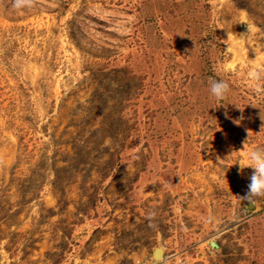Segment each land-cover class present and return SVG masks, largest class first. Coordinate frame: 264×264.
Listing matches in <instances>:
<instances>
[{"label": "rangeland", "instance_id": "1", "mask_svg": "<svg viewBox=\"0 0 264 264\" xmlns=\"http://www.w3.org/2000/svg\"><path fill=\"white\" fill-rule=\"evenodd\" d=\"M258 63L264 0H0V264H264Z\"/></svg>", "mask_w": 264, "mask_h": 264}, {"label": "clouds", "instance_id": "2", "mask_svg": "<svg viewBox=\"0 0 264 264\" xmlns=\"http://www.w3.org/2000/svg\"><path fill=\"white\" fill-rule=\"evenodd\" d=\"M38 0H12V7L18 12L27 8L32 9ZM246 78L249 87L252 89L256 95H264V66L261 64H255L249 67ZM230 82L229 80L221 77L219 79L210 78L209 79V91L212 97L217 101L223 100L227 97L230 92ZM241 108V107H240ZM243 108H241V111ZM227 115V113H226ZM240 119H243L241 116ZM261 121H264V112L261 111L260 114ZM239 124L240 120L233 121ZM261 128H264L262 124ZM245 147V143L243 148ZM239 164V170L243 173L244 169L251 167L252 174L249 177L250 183L248 184V191L244 197H240L243 200H247L249 205L253 206L257 198H264V148H248L245 156L238 159L235 163ZM4 161L0 158V166H3ZM155 217L154 212H149L147 214V219L150 222Z\"/></svg>", "mask_w": 264, "mask_h": 264}]
</instances>
